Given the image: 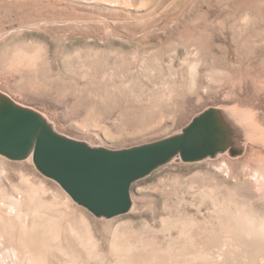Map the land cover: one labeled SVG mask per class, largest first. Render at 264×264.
<instances>
[{
  "label": "rangeland",
  "instance_id": "rangeland-1",
  "mask_svg": "<svg viewBox=\"0 0 264 264\" xmlns=\"http://www.w3.org/2000/svg\"><path fill=\"white\" fill-rule=\"evenodd\" d=\"M135 6L137 16L109 14L105 28L65 37L61 49L37 31L1 42L0 62L24 41L48 42L50 51L20 75L0 65V93L42 114L58 132L112 150L178 134L210 108L234 110L264 131V0H138ZM258 143L247 141L236 156L228 152L229 160L241 162ZM26 165L28 176L61 188L34 163ZM207 165L208 159L173 160L132 185L151 177L145 185L153 193L169 177Z\"/></svg>",
  "mask_w": 264,
  "mask_h": 264
},
{
  "label": "bare ground",
  "instance_id": "bare-ground-1",
  "mask_svg": "<svg viewBox=\"0 0 264 264\" xmlns=\"http://www.w3.org/2000/svg\"><path fill=\"white\" fill-rule=\"evenodd\" d=\"M137 1L0 0V43L37 31L61 49L65 37L105 28L109 14L137 16ZM49 51L45 41L16 43L0 65L20 75ZM222 109L218 118L236 126L238 138L202 158L209 169L173 175L153 193L145 185L151 177L132 185L148 174L139 177L130 185L128 209L118 214L90 215L62 186L28 176L32 152L14 165L0 154V264H264V131ZM247 141L260 143L233 165L228 152L241 154ZM181 159L175 154L168 162Z\"/></svg>",
  "mask_w": 264,
  "mask_h": 264
},
{
  "label": "water",
  "instance_id": "water-1",
  "mask_svg": "<svg viewBox=\"0 0 264 264\" xmlns=\"http://www.w3.org/2000/svg\"><path fill=\"white\" fill-rule=\"evenodd\" d=\"M217 112L216 108L205 110L178 134L112 150L58 132L39 112L0 93V154L21 159L32 152L36 168L79 204L95 214L106 211L113 215L128 209L129 189L135 179L175 154L195 160L226 149L234 134Z\"/></svg>",
  "mask_w": 264,
  "mask_h": 264
}]
</instances>
